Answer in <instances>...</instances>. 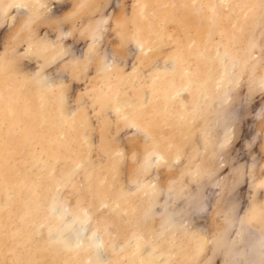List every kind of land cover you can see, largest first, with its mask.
<instances>
[{"label":"rangeland","instance_id":"374dc122","mask_svg":"<svg viewBox=\"0 0 264 264\" xmlns=\"http://www.w3.org/2000/svg\"><path fill=\"white\" fill-rule=\"evenodd\" d=\"M236 228L264 237V0H0V264L260 259Z\"/></svg>","mask_w":264,"mask_h":264},{"label":"bare ground","instance_id":"6f19581e","mask_svg":"<svg viewBox=\"0 0 264 264\" xmlns=\"http://www.w3.org/2000/svg\"><path fill=\"white\" fill-rule=\"evenodd\" d=\"M215 4H217V3H215ZM46 8V7H45ZM143 48V46L141 47V45H140V49H142ZM75 50V49H74ZM221 53V52H220ZM223 57H224V55H223ZM223 57H221V58H223ZM227 57V56H226ZM185 59V58H184ZM107 62V61H106ZM108 62H111L110 60H108ZM225 63V62H224ZM107 64V63H106ZM221 65H223V64H221ZM226 65V64H225ZM173 66V65H172ZM164 68V67H163ZM177 68V67H176ZM165 69H168V67L166 68L165 67ZM165 71V70H164ZM167 71V70H166ZM175 71V70H174ZM227 71L229 72V70L227 69ZM226 71V72H227ZM230 73V72H229ZM175 76V75H174ZM49 77V76H48ZM42 78V77H41ZM46 78V77H45ZM52 78V77H51ZM48 79V78H47ZM50 79V78H49ZM43 81H44V77H43ZM48 82V81H47ZM229 82V81H228ZM50 83V82H49ZM217 83V82H216ZM188 86V85H187ZM227 86V85H226ZM154 87V86H153ZM181 88V87H180ZM185 89V88H184ZM184 89H180V92H183V90ZM167 91V90H166ZM177 93V92H176ZM114 97H115V95H114ZM172 98V97H171ZM203 98V97H202ZM204 99V98H203ZM169 100H170V98H169ZM163 101V100H162ZM144 104V103H143ZM229 105V104H228ZM240 107V106H239ZM237 108V107H236ZM235 109V108H234ZM235 112V111H234ZM155 113V112H154ZM232 113H233V111L230 113V114H227V116L228 115H230V119H229V121L230 120H232L229 124H235L236 123V119H238V118H234V116L232 115ZM233 114H235V113H233ZM156 115V114H155ZM229 118V117H228ZM2 120V119H1ZM139 120V119H138ZM226 120V119H225ZM224 121V120H223ZM227 121V120H226ZM228 121V122H229ZM136 125V124H135ZM224 125V124H223ZM228 125V124H227ZM227 125H225V127L227 126ZM138 126V125H137ZM137 126H133V127H136L135 129H137ZM141 126V125H140ZM142 127H143V125H142ZM232 127V126H231ZM141 130H143L142 128H141ZM234 130V129H233ZM227 131H228V128H227ZM231 133V132H230ZM232 134V133H231ZM230 138V137H229ZM8 143V142H7ZM166 145V144H165ZM155 150V149H154ZM163 150V149H162ZM151 151H153V150H151ZM164 151V150H163ZM163 151H162V153H163ZM167 152V151H166ZM155 154H154V156H152L154 159L152 160V163L153 164H156L157 162H158V160L159 161H163L164 159H166L161 153H159L158 152V150L157 151H155L154 152ZM168 155L170 156V154L168 153ZM151 157V158H152ZM150 158V157H149ZM27 173V172H26ZM50 174V173H49ZM22 181V180H21ZM217 181H219V180H217ZM216 181V184L218 183ZM139 183H140V181H139ZM136 185H137V182H136ZM134 188H135V186H134ZM133 188V189H134ZM215 188H217V186L215 187ZM136 191V190H135ZM45 192V191H44ZM166 193V192H165ZM171 193V192H170ZM204 194V196H203V200H201V202L199 201V204L198 205H196V207H195V209H194V212L195 213H197L195 216H197V215H199V216H204V214H205V212L207 211V207H208V205H209V202L210 201H212V196L213 195H216V189H214V188H212L211 189V187L208 189V190H206V192H204L203 193ZM162 195H163V193H162ZM236 195V194H235ZM172 197V196H171ZM162 200H161V202L163 201V200H166L167 198L169 199V197H168V195H164V196H162ZM202 198V197H201ZM17 199V198H16ZM211 199V200H210ZM59 200V199H58ZM169 201V200H168ZM171 201V200H170ZM57 202V201H56ZM55 202V203H56ZM188 203V202H187ZM161 204V203H160ZM169 204H172V203H169ZM169 204H167V205H165V206H168ZM56 205V204H55ZM185 205V204H184ZM58 206V205H57ZM55 207V210L56 211H61V209L63 210V208H58V207ZM160 206V205H159ZM66 207V206H65ZM158 207V206H157ZM161 208H162V206H160ZM160 207H158V209L160 210ZM169 207V206H168ZM186 207V206H185ZM163 209V208H162ZM173 208H171V210H172ZM7 210H8V208H7ZM54 210V211H55ZM68 210H69V208H68ZM68 210H66V211H68ZM83 210V209H82ZM55 211V212H56ZM161 211V210H160ZM62 213H64L65 211H61ZM77 212V211H76ZM89 212V211H88ZM164 212V211H163ZM189 212H191V210H189ZM188 212V214L190 215L191 213H189ZM52 213V212H51ZM57 213V212H56ZM62 213H59V215L60 214H62ZM173 213V212H172ZM170 214L171 215V220H172V223H173V220H174V222H177V221H181L182 223H186L187 221H188V219L187 218H190V217H186V216H183V217H181L180 219H178V218H175L174 219V215L173 214ZM238 213V212H237ZM68 214H69V212H68ZM80 214H82V212L80 213ZM179 215H180V213H178ZM236 214V213H235ZM238 214H240V213H238ZM238 214H236L235 216L236 217H238ZM3 215V214H2ZM67 215V214H66ZM89 215V214H88ZM61 216V215H60ZM62 216H63V214H62ZM65 216V215H64ZM75 216V215H74ZM82 216V215H81ZM168 216H169V214H168ZM177 216V215H176ZM59 217V216H58ZM89 217V216H88ZM193 217V216H192ZM78 218V217H77ZM86 218V217H85ZM66 219V218H65ZM89 219V218H88ZM237 219H239V218H237ZM236 219V220H237ZM71 220V219H70ZM85 220V219H84ZM192 220H194V217H193V219ZM81 221H82V219H79L78 221H77V223H75L74 225H72L73 226V229L76 231V232H74V233H76V238H77V240H75V242L76 243H78V244H80V243H84L85 242V239H83L82 238V233H83V229H84V227H82L81 226ZM190 221H191V218H190ZM74 222H76V221H74ZM88 221L86 220V222H84V223H87ZM139 222V221H138ZM180 222V223H181ZM195 223V222H194ZM197 223H198V221H197ZM88 224V223H87ZM239 224H240V222H239ZM71 225V223L69 224V226ZM84 225V224H83ZM235 225V224H234ZM234 225H233V227H234ZM236 225H238V224H236ZM235 225V226H236ZM237 227V226H236ZM139 229V228H138ZM9 231V230H8ZM94 232L95 231H93V232H90V233H92V234H94ZM234 232H235V236H237V237H239L240 238V241H241V246H245V243L246 244H248L249 246H248V249H249V247H251L250 245L252 244V245H256V250H257V252H259L260 254H261V258L260 259H258L257 261L256 260H251L252 259V257H251V255H249V253H248V250H246L247 248H245V250H244V252H245V259H246V264H262V262H264V237L263 236H261L262 234H260L259 232H257V231H250V230H248V229H246V230H244L243 228H236L235 230H234ZM77 233L79 234V236H77ZM98 233V232H97ZM30 234V233H29ZM90 235V234H89ZM138 235V234H137ZM142 235V234H141ZM11 237V236H10ZM72 237V236H71ZM249 237H250V239H249ZM72 238H74V237H72ZM71 238V239H72ZM75 238V239H76ZM91 238L93 239V241L94 242H98V244H96L97 245V249L98 250H101L102 248H103V246L105 247V245H102L101 244V242H104V241H101V242H99V238H97V236H96V234H94L93 236H91ZM247 238V240H245ZM104 239V238H103ZM102 239V240H103ZM139 239H140V237H139ZM249 239V240H248ZM84 240V241H83ZM89 240H90V238H89ZM100 240H101V238H100ZM141 240V239H140ZM73 241V240H72ZM91 241V240H90ZM65 242V241H64ZM69 242H71V240L69 241ZM72 243V242H71ZM75 243V244H76ZM100 243V244H99ZM140 244V243H139ZM239 245V244H238ZM74 246V245H73ZM77 246V245H76ZM117 246H118V244H117ZM116 246V247H117ZM237 247V246H236ZM237 248H239V247H237ZM116 249V248H115ZM235 249V248H234ZM234 251V250H233ZM95 252H96V250H95ZM235 252V251H234ZM98 253V252H97ZM233 254V253H232ZM237 253H235V255H236ZM167 256V255H166ZM101 257V256H100ZM99 257V258H100ZM232 257H233V255H232ZM234 258V257H233ZM105 259V258H104Z\"/></svg>","mask_w":264,"mask_h":264}]
</instances>
